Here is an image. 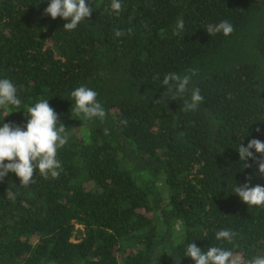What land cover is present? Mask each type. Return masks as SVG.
Listing matches in <instances>:
<instances>
[{
  "label": "trees",
  "instance_id": "16d2710c",
  "mask_svg": "<svg viewBox=\"0 0 264 264\" xmlns=\"http://www.w3.org/2000/svg\"><path fill=\"white\" fill-rule=\"evenodd\" d=\"M110 2L89 0L91 16L66 31L44 14L48 0H0V78L22 101L0 109V126L25 125L26 107L49 99L69 137L58 177L0 181V264H194L191 242L264 255V207L233 193L248 176L264 186L238 153L264 142V0H121L119 14ZM223 20L234 31L210 36ZM188 69L204 100L185 112L190 93L171 100L161 82ZM81 85L98 93L103 121L72 116ZM222 229L234 244L216 240Z\"/></svg>",
  "mask_w": 264,
  "mask_h": 264
},
{
  "label": "clouds",
  "instance_id": "9594fccd",
  "mask_svg": "<svg viewBox=\"0 0 264 264\" xmlns=\"http://www.w3.org/2000/svg\"><path fill=\"white\" fill-rule=\"evenodd\" d=\"M121 0H111L110 10L116 14L122 11ZM93 12L89 0H48V6L44 14L52 19L60 17L67 21L63 29L72 31ZM185 24L182 17L178 18L173 29V35L179 36L184 32ZM132 30L128 29L130 33ZM207 33L212 36L223 33L230 35L234 31L233 25L223 20L215 25H209ZM114 35L121 37L125 35L123 30H115ZM197 69H188L183 76L177 73L164 75L161 84L165 87L164 93L171 94V100H176L190 93L188 99L184 100L182 110L185 112L196 111L204 100L198 87L189 89L192 77L197 74ZM158 79L159 76L154 77ZM18 89L8 78H0V109L8 110L10 107L20 108L22 101L17 95ZM163 93V94H164ZM74 100L71 113L74 118L91 120L98 118L103 121L107 115L102 104L97 100L98 93L93 89L81 85L70 93ZM49 99H39L34 104L27 106V123L18 126L12 123H3L0 126V181L9 173H14L20 181V186L27 187L33 183V176L38 170L47 178L49 175L56 178L59 176L61 163L57 159L58 149L64 147L68 142L66 127L60 122L58 114L49 105ZM126 125V120H121ZM259 131V129H257ZM108 134V129L104 130ZM255 153L260 154L257 158ZM240 161L243 168L252 167L247 160H252L258 166V175L264 176V142L259 139H251L245 147L243 143L238 149ZM252 177H246L251 181ZM246 182L243 185H235L233 193L239 196L242 202L248 206L264 207V186L259 184L250 186ZM8 198L14 199L11 189L6 192ZM238 233L229 229L218 230L215 233L217 241H227L234 244ZM238 247V245H237ZM184 257L191 258L194 264H264V255H256L245 259L240 253L222 246L210 245L206 251H202L195 243L186 246ZM180 264V260L178 262Z\"/></svg>",
  "mask_w": 264,
  "mask_h": 264
}]
</instances>
